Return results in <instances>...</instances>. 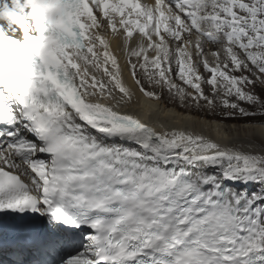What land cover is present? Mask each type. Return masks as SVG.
<instances>
[{
  "label": "snow or ice",
  "instance_id": "obj_1",
  "mask_svg": "<svg viewBox=\"0 0 264 264\" xmlns=\"http://www.w3.org/2000/svg\"><path fill=\"white\" fill-rule=\"evenodd\" d=\"M140 96L264 117V0H0V264H264V137Z\"/></svg>",
  "mask_w": 264,
  "mask_h": 264
},
{
  "label": "bare ground",
  "instance_id": "obj_2",
  "mask_svg": "<svg viewBox=\"0 0 264 264\" xmlns=\"http://www.w3.org/2000/svg\"><path fill=\"white\" fill-rule=\"evenodd\" d=\"M125 76L127 78V74H125ZM129 83H131V81H129ZM145 86L147 87L146 82H145ZM154 107H155V105L153 102L145 100L142 96H140L138 98V100L135 104V109H136L137 114L140 116L141 119H147L149 115H152V119L155 120L157 118V116L163 117V115L165 113H169V114L174 113L177 116V120L172 121V122L173 123H179L181 117H184L186 119L189 115H191L195 118V122H196L198 128H203V131L205 134H210L214 138H219V137H217V134L214 130L216 123H219L217 121H215V123H213V121L201 119L195 115H192L190 113H186L184 111L179 110V108L177 106L176 107L169 106V105H167V103L165 101H162L160 104V108L163 110L162 112H159L156 114L150 113L149 110L151 108H154ZM219 124H222V123H219ZM209 125H211V127H209ZM231 136L238 139L241 142H247L249 140H252L255 143L257 141L260 142L261 138L264 137V127H261V125H257V124L253 125L252 127L243 126L239 132L232 131ZM238 137H240V138H238Z\"/></svg>",
  "mask_w": 264,
  "mask_h": 264
},
{
  "label": "rangeland",
  "instance_id": "obj_3",
  "mask_svg": "<svg viewBox=\"0 0 264 264\" xmlns=\"http://www.w3.org/2000/svg\"><path fill=\"white\" fill-rule=\"evenodd\" d=\"M167 105L169 106H174V107H178L179 110L184 111L186 113H190L192 115H195L201 119H206L208 121H217L219 123H222L224 126L227 127V129L229 130V133L232 134V131H236L239 132L240 129L243 126H247V125H261L262 122H264V117L260 116L259 114H257V116L249 119V120H232V119H228V120H221L220 116H213L211 114L205 113V112H201V111H197L195 108H192L191 110L189 109H182L178 106V101L176 102V104H173L171 101H168L167 96H165V100H164ZM231 128V129H230ZM233 129V130H232ZM240 138V137H238ZM259 141L256 142V144L259 145Z\"/></svg>",
  "mask_w": 264,
  "mask_h": 264
}]
</instances>
